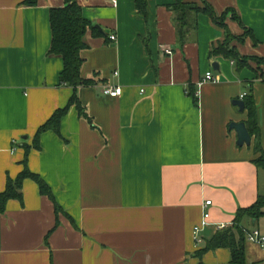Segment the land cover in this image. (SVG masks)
I'll use <instances>...</instances> for the list:
<instances>
[{"label": "crops", "instance_id": "0c3cea01", "mask_svg": "<svg viewBox=\"0 0 264 264\" xmlns=\"http://www.w3.org/2000/svg\"><path fill=\"white\" fill-rule=\"evenodd\" d=\"M25 1L0 0V195L27 155L55 200L25 178L23 199L0 212V264H231L229 248L201 252L236 223L264 232V208L238 215L264 197V0H182L223 16L191 15L185 42L177 0H148L147 15L135 0H78L94 26L81 71L98 82L77 90L60 85L63 58L48 56L50 9L66 0ZM229 37L242 62L211 52ZM207 72L216 82L203 80ZM110 86L122 94L106 95ZM75 92L90 120L72 105L60 133L43 132L35 148L38 128ZM249 96L259 132L240 145L230 125L247 127L249 112L234 101ZM245 248L248 264H264V248L247 238Z\"/></svg>", "mask_w": 264, "mask_h": 264}, {"label": "trees", "instance_id": "16d2710c", "mask_svg": "<svg viewBox=\"0 0 264 264\" xmlns=\"http://www.w3.org/2000/svg\"><path fill=\"white\" fill-rule=\"evenodd\" d=\"M39 0H26L25 4L33 6L38 3ZM148 0H135L136 9L147 15ZM174 10L176 11V23L178 25V37L182 42H185L186 35L192 25L189 23V18L193 14H199V12H204L208 14L213 21L221 24L222 17H218L209 4H206L205 8L198 7L194 4L183 3L182 0H177L174 4ZM50 23L52 27V45L49 49V55H55L62 57L64 60V68L60 77V85L74 87L75 90L80 88V86H94L98 80L96 79L97 74L92 78H86L82 75L81 68L85 62V57L82 56V51L88 47L87 42L84 40L85 35L89 27L92 26L91 22L87 20L78 0H66L63 7H52L50 9ZM229 37L225 42L220 43L212 47L211 52L213 54L223 53L225 56L233 57L241 61L240 55L234 49L228 47L230 41ZM193 96L195 104L198 106L199 98L197 97L196 90L190 91ZM69 103L65 108L56 110L51 119L45 124L40 126L37 130L36 137L34 139V147L39 148L40 136L43 132L48 130H54L60 133L61 122L72 105H76L79 115L84 116L90 120V116L86 111V108L82 101H80L77 93L75 92L73 96L68 101ZM245 108L248 109L249 119L247 120V127L251 134L259 132V127H257V112L256 105L253 97L245 98ZM28 153V152H27ZM27 155L23 160L25 168L19 174L16 179L9 178L6 190L0 195V212H4L8 200L11 198H16L19 200L23 199V194L19 191L22 188L25 178H32L35 180L40 187L41 193L48 195L52 200H55L54 193H52L51 188L47 184L44 178H42L38 173H33L26 163ZM258 165L264 168V150H261V155L256 160ZM253 206L249 209H241L239 211V216L242 212H249L254 217H259L264 208V197H259ZM55 208L57 212L61 211L62 208L55 201ZM238 218V216H237ZM247 233L244 232L240 224H235L234 226H229L221 229L219 232L210 239L205 249L201 253H205L211 249L217 248H229L232 252L231 264H248L246 261V243Z\"/></svg>", "mask_w": 264, "mask_h": 264}, {"label": "built area", "instance_id": "2783aa9c", "mask_svg": "<svg viewBox=\"0 0 264 264\" xmlns=\"http://www.w3.org/2000/svg\"><path fill=\"white\" fill-rule=\"evenodd\" d=\"M111 39L115 40L116 39V35L112 34L111 35ZM166 54H172V50L171 49H165ZM205 81H212V82H216L217 78L214 77L213 72H207V74L205 75V78L203 79ZM123 88L121 86H110V87H106L105 88V94L108 96H119L122 94ZM246 94L242 95L241 97L244 98ZM212 200H206L204 202L203 205V217H202V222L198 225L194 226L193 229V234H194V240L195 243L197 245H200L204 239L203 236L201 234V231L207 226L209 225V217H210V211H209V207L212 205ZM247 240L250 243H254L255 245L264 248V232L261 231L258 228L252 229L250 232H247Z\"/></svg>", "mask_w": 264, "mask_h": 264}, {"label": "water", "instance_id": "95a60500", "mask_svg": "<svg viewBox=\"0 0 264 264\" xmlns=\"http://www.w3.org/2000/svg\"><path fill=\"white\" fill-rule=\"evenodd\" d=\"M214 67L217 69V63L214 64ZM234 104L239 106L240 111H244L245 109V102L242 99H237L234 101ZM230 127L233 129L235 128L238 133V142L240 145H245V144H251V134L249 132V129L246 127L245 122H233Z\"/></svg>", "mask_w": 264, "mask_h": 264}]
</instances>
